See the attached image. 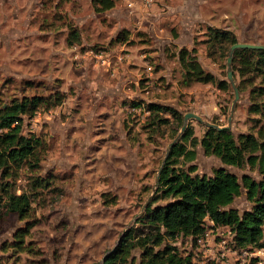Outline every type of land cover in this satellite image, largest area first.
I'll return each instance as SVG.
<instances>
[{"label":"rangeland","instance_id":"374dc122","mask_svg":"<svg viewBox=\"0 0 264 264\" xmlns=\"http://www.w3.org/2000/svg\"><path fill=\"white\" fill-rule=\"evenodd\" d=\"M210 26L233 30L239 42H264V0H114L106 9L93 0H0V101L63 98L24 116V133L43 141L41 162L7 179L17 193L31 194L32 209L21 217L1 202L0 264H101L126 230L140 227L168 148L182 130L166 112L167 123L153 124L146 105L229 123L232 83L228 90L187 83L179 59L182 48L195 46L204 68L229 80L227 61L208 54ZM75 31L79 40L71 44ZM249 90L240 91L232 118L236 136L253 131ZM191 126L200 140L207 126L190 118ZM196 151L195 160L183 161L186 168L195 164V173L211 175L224 166L240 179L246 173L259 178L248 165L207 154L200 143ZM35 176L48 183L32 190ZM231 206L252 207L245 189ZM29 223V234L16 240ZM231 236L228 230L217 236L215 229L202 241L181 234L169 244L195 264H227L222 239L231 242ZM141 254L136 249L132 262L141 264Z\"/></svg>","mask_w":264,"mask_h":264},{"label":"trees","instance_id":"16d2710c","mask_svg":"<svg viewBox=\"0 0 264 264\" xmlns=\"http://www.w3.org/2000/svg\"><path fill=\"white\" fill-rule=\"evenodd\" d=\"M93 4L106 9L113 6L114 0H93ZM71 35V44L79 40L76 31ZM206 42L210 57L227 61L231 46L239 40L233 30L210 26ZM179 59L187 83L211 82L223 90L231 88L228 79H219L204 68L195 46L192 49L182 48ZM233 70L235 77L240 78V91L246 86L250 89L249 112L254 115L253 131L236 136L230 127L219 129L207 126L199 140L194 127H188L181 140L170 149L161 167L153 202L138 218L140 227L126 230L101 264H135L131 258L136 249L142 252L141 264H195L190 255L178 253L169 240L180 234L194 238L204 235L209 226L207 220H212L213 226L229 227L235 234L238 246H264V49H237ZM62 102L61 96L54 95L53 99H49L39 94L15 98L6 105L0 101V178L3 180L0 187L5 193L0 197V206L5 200L7 212L21 217L29 214L32 209L31 194L27 191L17 193L7 179L16 177L25 165L32 171L37 170L41 162L43 141L36 135L24 133V116H34L43 105L51 107ZM146 107L153 114V124L161 125L169 121V117H163L164 112L170 114L180 127L184 124V113L176 108L158 103H149ZM199 143L207 154L218 156L224 164L237 167L248 165L258 173L259 178L246 173L240 179L224 166L215 168L211 175L195 173V164L184 167L183 161L197 158L196 146ZM31 179L32 190L48 183L40 176ZM243 189L252 207L241 212L231 204ZM162 199L166 203L153 206ZM31 226L32 223H29L19 228L15 233L16 240L23 241ZM164 243V247L157 249Z\"/></svg>","mask_w":264,"mask_h":264},{"label":"water","instance_id":"95a60500","mask_svg":"<svg viewBox=\"0 0 264 264\" xmlns=\"http://www.w3.org/2000/svg\"><path fill=\"white\" fill-rule=\"evenodd\" d=\"M239 48H260V49H264V44H262V43H252V42H237V43L233 44L231 46L230 50H229V55H228V59H227V70H228V78L231 81V83L233 85V88H234L235 99L233 101L231 113H230V116H229V123H228V125H219L217 123H213L211 121L205 120L204 117L201 116L198 113L188 112V113H186L184 115L185 123L182 126V130L178 134V136L173 140V142L170 144V146L168 148L167 155H168L170 149L173 147V145H175L177 142H179L181 140V137H182L183 133L185 132V130L188 127V121H189L190 118L197 119L198 121L204 123L208 127L214 126V127L219 128V129H222V128L230 127L231 126V122H232V118H233V115H234V112H235L236 104H237V102H238V100L240 98V88L238 86V83H237V80H236V77H235V74H234V70H233V62H234L235 52ZM167 155H166V157H167ZM166 157L164 159V162L166 160ZM160 171H161V169L159 170V174H160ZM159 174H158V177H157V181H156V185H155L154 191H153L152 195L150 196V198L157 191L158 184H159V181H160ZM150 198H149L148 202L150 201ZM114 248H112L111 250H109L106 253V255L103 258V262L105 261L107 254L111 253L114 250Z\"/></svg>","mask_w":264,"mask_h":264},{"label":"built area","instance_id":"2783aa9c","mask_svg":"<svg viewBox=\"0 0 264 264\" xmlns=\"http://www.w3.org/2000/svg\"><path fill=\"white\" fill-rule=\"evenodd\" d=\"M145 3L151 2L153 0H142ZM134 2L130 1L129 4L132 5ZM207 224L209 225L205 234L199 237V241H202L204 238H207L211 235V233L216 229L217 230V236L221 235L223 231L228 230L230 234H232L231 242L227 241V239L223 238V243L225 244V247L228 248V254L226 255L229 259L227 260V264H264V246L262 247H252V246H238L235 239V234L232 232V230L229 229L227 226H213L214 222L212 220H207ZM181 235V234H180ZM179 236V235H178ZM177 236V237H178ZM190 237V236H188ZM227 244V245H226ZM226 253V254H227ZM244 255V258L240 260L234 259L233 255ZM236 260V262H235Z\"/></svg>","mask_w":264,"mask_h":264}]
</instances>
